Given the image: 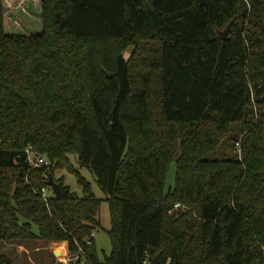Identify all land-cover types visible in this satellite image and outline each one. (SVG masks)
Here are the masks:
<instances>
[{"label":"trees","instance_id":"obj_1","mask_svg":"<svg viewBox=\"0 0 264 264\" xmlns=\"http://www.w3.org/2000/svg\"><path fill=\"white\" fill-rule=\"evenodd\" d=\"M41 4V32L13 34L0 0V242L82 247L84 264H264V0ZM28 146L56 166L20 162ZM56 167L82 195L55 179L70 196L42 197Z\"/></svg>","mask_w":264,"mask_h":264},{"label":"rangeland","instance_id":"obj_2","mask_svg":"<svg viewBox=\"0 0 264 264\" xmlns=\"http://www.w3.org/2000/svg\"><path fill=\"white\" fill-rule=\"evenodd\" d=\"M4 4L6 8L5 26L7 32L13 34H33L41 32L43 26L41 0H4ZM219 152L234 154L235 151H233L230 146L224 144L220 147ZM218 155V153H215L211 156L216 158ZM42 156L48 160V163L40 167L46 166L47 169H50L56 166V163L51 162L46 155L42 154ZM69 159L73 167L80 170L81 173L92 183L96 196L100 198L105 197V194L98 185L95 176L87 168L80 167L78 155L71 154L69 155ZM54 176L56 180L62 179L64 184L70 187V191L78 195L83 194L82 187L78 184L77 177L71 169L56 167ZM175 183L176 164L172 163L167 177V186L173 188ZM185 209H187L186 206L177 203L171 213L174 211H183ZM100 219L103 228L97 229L94 232V236L100 253L109 254L112 249V244L106 231V229L110 228L109 205L106 201L101 205ZM60 244L61 243H56L52 246H45L44 248L39 247L38 249H26L24 246L13 245L10 243L2 244L0 242V253L7 252L11 254L15 258L17 264H73L72 261L69 260V254L66 256V260L65 256H62V254H59L55 260H52L50 257L49 251L52 250L58 252L61 250L57 249Z\"/></svg>","mask_w":264,"mask_h":264},{"label":"built area","instance_id":"obj_3","mask_svg":"<svg viewBox=\"0 0 264 264\" xmlns=\"http://www.w3.org/2000/svg\"><path fill=\"white\" fill-rule=\"evenodd\" d=\"M26 158L30 166L40 167L42 165H46L48 160L44 158L41 154L34 151L32 146H28L26 148ZM53 192H51L48 188L44 187L41 191V195L45 200L51 196ZM94 235V234H93ZM70 261H80L82 264L87 262L85 250L82 247H79L78 252L75 256L69 258Z\"/></svg>","mask_w":264,"mask_h":264},{"label":"water","instance_id":"obj_4","mask_svg":"<svg viewBox=\"0 0 264 264\" xmlns=\"http://www.w3.org/2000/svg\"><path fill=\"white\" fill-rule=\"evenodd\" d=\"M231 26H232V21L226 26L225 29L219 31L221 39H224V40L228 39L230 30H231ZM106 73H107V76L110 77V73L109 72H106ZM25 158H26V154H23L19 158L20 162H24ZM47 183L51 187L52 192H53L55 197H57V198H67V197L70 196L69 195V190H67V189L64 190L62 188L61 183L57 182L52 174L49 175V179H48ZM160 255H161V253H157L154 256V258L152 259L150 264H160Z\"/></svg>","mask_w":264,"mask_h":264},{"label":"crops","instance_id":"obj_5","mask_svg":"<svg viewBox=\"0 0 264 264\" xmlns=\"http://www.w3.org/2000/svg\"><path fill=\"white\" fill-rule=\"evenodd\" d=\"M23 246V245H20ZM25 247V246H24ZM27 249V248H26ZM38 249V248H37ZM57 249H61L60 251L56 252V256H59V254H62V256H65V260H66V256L68 255V249H67V245L65 243H61L59 245V248ZM111 252V251H110Z\"/></svg>","mask_w":264,"mask_h":264}]
</instances>
